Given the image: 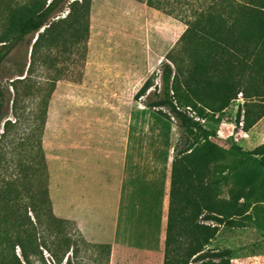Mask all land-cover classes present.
I'll use <instances>...</instances> for the list:
<instances>
[{"label": "trees", "instance_id": "trees-1", "mask_svg": "<svg viewBox=\"0 0 264 264\" xmlns=\"http://www.w3.org/2000/svg\"><path fill=\"white\" fill-rule=\"evenodd\" d=\"M138 1L187 25L165 57L163 93L145 103L183 127L174 147L164 264H232L231 248L210 245L222 225L253 221L264 229V143L223 152L217 132L189 108L204 117L243 93L244 129L264 117V0ZM63 2L0 0V71L15 53L30 55L27 72L23 67L7 83L0 79V264H83L81 243L94 245L95 260L109 264L110 244L87 240L74 220L54 211L43 144L48 96L28 116L19 113L25 96L45 85L53 92L63 77L60 63L74 54L86 61L93 0H73L67 15H56ZM39 69L57 73L44 81L36 78ZM154 84L151 75L135 98Z\"/></svg>", "mask_w": 264, "mask_h": 264}, {"label": "rangeland", "instance_id": "rangeland-1", "mask_svg": "<svg viewBox=\"0 0 264 264\" xmlns=\"http://www.w3.org/2000/svg\"><path fill=\"white\" fill-rule=\"evenodd\" d=\"M72 1L64 0L56 15H67ZM186 27L175 16L138 0H93L85 63L74 54L59 64L63 77L51 94L45 85L38 95L22 98L19 113L25 117L36 111L48 96L43 144L51 175L50 193L54 188L57 200L54 210L58 215L67 217L77 213L89 217L95 213L87 211L92 205H105L111 221L115 206L110 207L105 200L109 191L114 194V179H110L115 175H106L104 169L110 165L109 150L122 151L128 139L132 147L135 138L142 161L148 159L157 169L169 167L174 147L182 137L181 121L173 114L167 118L145 103L157 100L163 93L165 57ZM13 56L0 71V79L5 83L12 78V72L23 67L27 72L29 67L30 55L25 49ZM55 73L39 69L36 78L45 81ZM151 75L155 77L154 86L143 97L135 98ZM244 104L245 98L240 93L221 112L210 111L204 117L190 108L189 112L217 132L215 140L223 152L229 153L233 144L251 150L264 143V118L245 130ZM240 107L243 115L237 122ZM9 118L15 119L12 102ZM91 193L95 194V200ZM82 199L84 206L80 208ZM72 231L77 234L75 228ZM142 241L143 246L139 248L146 253L149 238ZM210 246L231 248L232 264H264V229L253 221L234 228L222 225ZM80 247L83 264H104L95 260L100 250L94 245L81 243Z\"/></svg>", "mask_w": 264, "mask_h": 264}, {"label": "crops", "instance_id": "crops-1", "mask_svg": "<svg viewBox=\"0 0 264 264\" xmlns=\"http://www.w3.org/2000/svg\"><path fill=\"white\" fill-rule=\"evenodd\" d=\"M135 141L134 138L131 147L128 139L120 152H108L110 165L104 173L115 175L110 179H114V194L109 191L105 200L110 207L115 206L111 221L105 205H92L87 211L95 213L89 217L76 213L64 218L74 220L87 240L111 245L109 264H164L173 158L168 168L157 169L148 159L142 161L140 147L135 146ZM53 191L54 188L51 189L54 207L57 200ZM90 195L95 196L94 193ZM84 201L80 200V208ZM146 238H149V245L144 253L139 246H143L142 240Z\"/></svg>", "mask_w": 264, "mask_h": 264}]
</instances>
